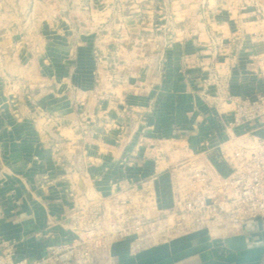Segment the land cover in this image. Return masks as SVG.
Here are the masks:
<instances>
[{
  "label": "crops",
  "instance_id": "crops-1",
  "mask_svg": "<svg viewBox=\"0 0 264 264\" xmlns=\"http://www.w3.org/2000/svg\"><path fill=\"white\" fill-rule=\"evenodd\" d=\"M131 2L119 15L126 20L131 38L139 41L150 34L149 3L143 1V13H137ZM17 3L21 0H0V236L17 241V258H36L44 254L49 243L70 239L71 232L59 223L62 212L73 204L70 191L80 193L92 187L109 194L110 181L125 174L119 160L127 152L140 156L127 173L155 185L167 181L169 168L187 158L198 157L219 170L212 153L229 132L257 129L264 135V118L230 127V105L215 102L211 97L214 87L209 90V99L205 96L203 78L213 68L228 80L235 94L264 91V82L249 64V55L263 50V44L245 38L236 62H230L233 53L228 37L235 23L223 7L224 0H177L171 4L175 35L160 74L151 62L153 55L146 58L151 63L136 59L133 74L115 89V103L110 104L111 116L131 125L127 137L116 129L105 134L98 128L85 135L73 127L80 110L98 113L92 93L95 34L78 24L73 12L79 9L87 13L84 5L93 7V0H67L57 9L56 4L45 6L44 11L33 14L31 28L26 24L21 27L26 15L8 12L9 6ZM40 4L37 0L36 5ZM95 5L96 17L107 19L108 0H95ZM14 23L17 26L13 27ZM210 32L224 42L225 50L215 60L207 45ZM115 46L116 42L109 44L112 49ZM11 82L14 86L28 83L36 99L58 116L62 134L58 145L32 121L27 105L20 106L22 119L15 116L10 103ZM121 101L141 111V118L120 117ZM57 151L67 164L78 157L85 159L88 176L81 177L60 165ZM45 178L50 183L42 187ZM130 242L116 240L109 252L97 257V263L262 264L264 219H251L220 235L200 229L147 246L136 254L131 253Z\"/></svg>",
  "mask_w": 264,
  "mask_h": 264
},
{
  "label": "built area",
  "instance_id": "built-area-1",
  "mask_svg": "<svg viewBox=\"0 0 264 264\" xmlns=\"http://www.w3.org/2000/svg\"><path fill=\"white\" fill-rule=\"evenodd\" d=\"M143 1L146 0H132V10L143 13ZM147 1L150 8L147 16H151L152 27L150 34L141 38L142 47L136 45L138 42L130 44L131 36L124 23L114 33L101 25L106 20L95 27L93 54L96 71L92 93L96 98L98 113L80 110L73 126L76 131L88 135L98 128H102L105 134L116 129L125 135L131 128V125L121 123L110 114V104L115 103V89L128 82L137 64L136 59H142L145 63L154 62L156 74H160L166 50L175 35V14L166 10L177 0ZM111 4L114 7L113 1ZM89 7L84 5L87 10ZM223 7L235 23L228 37V47L233 53L230 62L234 63L245 38L264 46V0H224ZM124 9H111L107 19ZM162 21L165 22L158 24ZM209 37L207 45L215 60L225 50L224 42L215 32H210ZM151 38H154L155 46L153 53L147 55L148 50L144 45ZM111 42H116L114 49L109 47ZM150 55L155 58L151 62L146 60ZM249 58L250 68L264 82V49L252 52ZM11 83L10 103L14 106L15 116L22 119L20 106L27 105L32 121L58 145L62 134L55 112L36 99L28 83L21 82L16 86ZM203 87L206 98L209 99V90L214 87L211 97L215 102L230 105V127L264 118V91L235 94L228 80L214 68L208 69V74L203 78ZM121 102L123 108L120 117L134 121L141 118V111L125 101ZM79 103L84 105L81 100ZM217 152L228 173L213 170L198 157L178 161L169 168L166 197L159 188V182L153 185L127 173V168L135 166L140 160L137 152H127L119 160L125 174L110 181L109 194H102L92 187L80 193L70 191L73 204L59 218V223L71 232L70 239L49 243L44 254L29 259L16 257V240L0 236V264H105L103 260L97 263V257L109 252L118 239H130V251L136 254L147 246L200 229L208 230L211 235H220L234 231L251 219H264V135H260L257 129L245 130L241 134L229 132L228 138L218 144ZM57 162L81 177L88 176L83 167L85 159L81 157L67 164L57 151ZM2 165L0 157V168ZM49 183L45 178L41 186Z\"/></svg>",
  "mask_w": 264,
  "mask_h": 264
},
{
  "label": "rangeland",
  "instance_id": "rangeland-1",
  "mask_svg": "<svg viewBox=\"0 0 264 264\" xmlns=\"http://www.w3.org/2000/svg\"><path fill=\"white\" fill-rule=\"evenodd\" d=\"M67 2V0H39V2H41V4L39 6L36 5L37 3V0H21V3H17V5H10L9 6V9H8V12L10 13H18L16 15L22 17L23 14L26 15V19L24 20V23H22L21 27L23 28L24 24H26L28 27H32L34 25V19H33V14L35 13V11H44V9L46 8L45 6H49V7H52L53 4H56L54 9H57L58 7H63V5L61 4H65L64 2ZM73 1V0H71ZM113 1V3L115 4L114 7H112L113 5L111 4V2ZM108 0L109 2V5L107 6V11L108 10H113V8L116 10V11H119L118 9L121 8L123 9L124 7H126L127 5V2L129 0ZM48 3V4H47ZM13 6L14 9H13ZM73 6H71L72 8ZM17 8V10H16ZM74 9V8H72ZM96 5H95V0H93V7H90V9L88 10L87 13H83L81 12L79 9L78 10H75L73 11L74 13H76V18H77V23L81 24L83 27L86 28V30H88L89 32H93L95 31V27H99V24H101V19H105L104 17L101 16H97L96 17ZM152 9V8H151ZM125 10V9H124ZM123 10V11H124ZM154 10V9H152ZM106 11V12H107ZM114 12V11H113ZM166 12L168 13H171L172 12V7L171 5L168 6V9L166 10ZM109 13V11L107 12ZM121 13V12H120ZM120 13H115V17L113 16L112 18L110 19H105L106 22L101 24L103 25L104 28H108V29H111L113 30V33L114 32H117L118 31V27L121 23H124L126 24V21H123L121 18H122V15H119ZM107 18V17H106ZM79 19V20H78ZM165 21H162V22H158V24H163ZM17 26L16 23H14L13 27ZM152 27V26H151ZM106 31L103 29V33H105ZM155 36V35H154ZM174 37V36H173ZM131 42L130 44H132V42H138L136 45L139 46V47H142V39L140 38L139 41L137 39H132L131 38ZM141 42V43H140ZM135 45V44H134ZM146 48H147V55H149L150 53L152 54L153 53V46H155V41H154V38H151V41L149 43H146L144 45ZM132 47V46H131ZM140 52V51H138ZM261 133V132H260Z\"/></svg>",
  "mask_w": 264,
  "mask_h": 264
},
{
  "label": "trees",
  "instance_id": "trees-1",
  "mask_svg": "<svg viewBox=\"0 0 264 264\" xmlns=\"http://www.w3.org/2000/svg\"><path fill=\"white\" fill-rule=\"evenodd\" d=\"M212 158L220 172H222L223 174L228 173L227 167L224 161L220 159V156L217 151H214L212 153ZM159 188L162 190L164 197H166L168 189L167 181H161V183H159Z\"/></svg>",
  "mask_w": 264,
  "mask_h": 264
},
{
  "label": "water",
  "instance_id": "water-1",
  "mask_svg": "<svg viewBox=\"0 0 264 264\" xmlns=\"http://www.w3.org/2000/svg\"><path fill=\"white\" fill-rule=\"evenodd\" d=\"M262 264H264V262Z\"/></svg>",
  "mask_w": 264,
  "mask_h": 264
}]
</instances>
